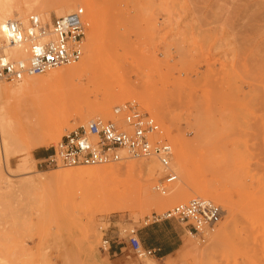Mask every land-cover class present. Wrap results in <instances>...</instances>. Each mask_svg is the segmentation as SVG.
<instances>
[{"label": "rangeland", "instance_id": "rangeland-1", "mask_svg": "<svg viewBox=\"0 0 264 264\" xmlns=\"http://www.w3.org/2000/svg\"><path fill=\"white\" fill-rule=\"evenodd\" d=\"M171 3L174 14L164 27L159 0H47L43 9L18 15L16 20L39 16L49 23L48 15H66L67 7L84 10V55L77 64L84 65L95 48L98 70L133 94L92 114L101 97L93 94V105L74 113L59 140L92 118L112 120L115 106L136 101L162 126L178 180L161 195L155 187L166 173L157 159L108 166L133 168L121 181L139 184L143 197L123 201L112 192L116 185L101 196L76 182L49 184L48 176L93 169L41 167L39 153L49 156L59 140L29 151L17 145L9 156L0 152V264H264V0ZM7 5L15 8L18 0ZM0 51L7 52L1 37ZM33 110L9 99L5 115L14 132L37 118ZM145 165L157 167L156 174ZM147 185L159 203L145 201ZM180 191L188 193L187 201L175 198ZM196 198L223 211L205 242L175 221L144 227L152 215ZM123 202L127 208L118 209ZM133 228L146 247L157 249L156 258L134 256L127 235ZM102 229L113 249H121L117 258L101 251Z\"/></svg>", "mask_w": 264, "mask_h": 264}, {"label": "built area", "instance_id": "built-area-1", "mask_svg": "<svg viewBox=\"0 0 264 264\" xmlns=\"http://www.w3.org/2000/svg\"><path fill=\"white\" fill-rule=\"evenodd\" d=\"M86 28L82 9L54 18L49 23L39 16L7 23L6 41L11 47L27 45L25 50L29 58L12 59L0 51V83H19L79 63L84 55ZM173 153V147L164 138L162 126L156 118L144 112L136 101H129L113 108L112 120L92 118L63 136L52 147L51 154L41 159L40 166L48 169L94 168L126 160L157 159L166 176L155 190L166 195L178 180L172 171ZM222 213L213 202L196 198L152 215L144 221V227L175 221L205 242L216 231ZM102 232L101 251L117 258L121 249L114 250L106 231L102 229ZM127 235L128 246L138 259L157 257V249L146 247L139 230L133 228Z\"/></svg>", "mask_w": 264, "mask_h": 264}, {"label": "bare ground", "instance_id": "bare-ground-1", "mask_svg": "<svg viewBox=\"0 0 264 264\" xmlns=\"http://www.w3.org/2000/svg\"><path fill=\"white\" fill-rule=\"evenodd\" d=\"M8 1L9 0H0V37L5 42V48L7 49V52L4 53L12 59L28 60L29 54L27 50H25L27 49V45L11 47L6 41L4 35L6 25L9 22L17 21L18 15H24L27 12H36L43 9L47 0H18V5H16L15 8L8 7ZM67 9L66 15H60L56 12L55 18H62L76 12L74 8L67 7ZM53 18L54 17L51 15L47 16L49 22H52ZM95 56V48L91 47L87 60L84 61V65L74 64L48 72L41 77L26 78L22 82H19L17 89L14 91L0 88V152H2V154L6 156L11 155L12 152L14 153L13 148L15 147L14 149H16L17 145H24L27 151H29L44 147L48 141L55 140L56 142L61 138L63 127L68 120L72 119L74 117L73 115L77 114L76 112L80 114L83 107L93 105L94 101L91 99L93 94H100L101 97L99 101L95 103L94 109L92 108V114L104 112L106 105L111 106L118 102L121 97H130V95H133L130 94L128 89L119 87L117 85V80L107 71L98 70L99 68L97 67ZM84 78H87L86 84L82 83ZM76 81L78 83H76ZM56 89L58 91H56ZM61 89H66L68 92V94H66L67 96L65 95L64 97L63 94L65 91L62 92L63 90L61 91ZM59 90L62 92V97H58L61 96L59 95L61 94ZM12 96L17 97L19 102L22 100L23 102H27V104L31 106V109H35L31 111L35 114L33 116H37V118L33 117L34 120L29 117V122L21 124L18 132H14L5 115L8 101ZM24 105L19 106L21 108V106ZM24 165L21 167H25ZM106 167L108 166L83 170L71 169L68 172L57 173L45 179L48 183L63 182V184H66L65 182H76L81 185L80 190L97 189L104 192V194L111 186L116 185V188H114L112 192L115 193L119 199L125 201L131 195L134 196L132 200L134 202L142 199L143 196L140 193L141 187L139 184L121 181V178L125 175H131L133 172L132 167L125 169ZM98 168L102 169L98 171ZM143 168L150 175L154 174L157 170V167L153 165H145ZM102 194L101 196H106V194ZM175 198H177L178 201L185 202L189 196L187 192L180 191L175 194ZM144 199L147 203H159V201L152 196L148 185L145 190ZM129 201L131 202V200ZM127 206L128 202H123L118 209L124 210ZM92 244L93 242H89V250L93 249Z\"/></svg>", "mask_w": 264, "mask_h": 264}, {"label": "crops", "instance_id": "crops-1", "mask_svg": "<svg viewBox=\"0 0 264 264\" xmlns=\"http://www.w3.org/2000/svg\"><path fill=\"white\" fill-rule=\"evenodd\" d=\"M171 1L172 0H159V3H160L159 15L161 17V24H162L163 27L168 23V21H170L171 15L174 14L173 13L174 12V8H173V5H172ZM167 50H168L167 45H163L161 47L162 58H164V55L167 52ZM46 155H47L46 153L45 154L44 153H39L38 158L39 159H43V158L46 157ZM147 247L155 249V247H153L151 245L147 246ZM171 252H173V251H171ZM171 252L169 251V253H167V254H170Z\"/></svg>", "mask_w": 264, "mask_h": 264}]
</instances>
